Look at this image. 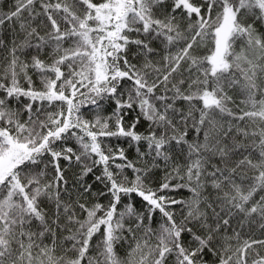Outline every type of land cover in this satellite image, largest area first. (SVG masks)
Instances as JSON below:
<instances>
[{"label":"snow or ice","instance_id":"obj_1","mask_svg":"<svg viewBox=\"0 0 264 264\" xmlns=\"http://www.w3.org/2000/svg\"><path fill=\"white\" fill-rule=\"evenodd\" d=\"M0 264H264V0H0Z\"/></svg>","mask_w":264,"mask_h":264}]
</instances>
